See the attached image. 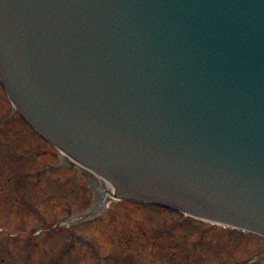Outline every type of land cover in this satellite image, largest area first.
Here are the masks:
<instances>
[{
	"label": "water",
	"instance_id": "obj_1",
	"mask_svg": "<svg viewBox=\"0 0 264 264\" xmlns=\"http://www.w3.org/2000/svg\"><path fill=\"white\" fill-rule=\"evenodd\" d=\"M0 67L118 195L264 235V0H0Z\"/></svg>",
	"mask_w": 264,
	"mask_h": 264
},
{
	"label": "rangeland",
	"instance_id": "obj_2",
	"mask_svg": "<svg viewBox=\"0 0 264 264\" xmlns=\"http://www.w3.org/2000/svg\"><path fill=\"white\" fill-rule=\"evenodd\" d=\"M11 114L0 94V264H20L26 255L27 264H150L157 256L165 264H255L264 242L116 201L91 220L46 233L91 207L97 192L65 166L51 168L60 163L52 149Z\"/></svg>",
	"mask_w": 264,
	"mask_h": 264
},
{
	"label": "bare ground",
	"instance_id": "obj_3",
	"mask_svg": "<svg viewBox=\"0 0 264 264\" xmlns=\"http://www.w3.org/2000/svg\"><path fill=\"white\" fill-rule=\"evenodd\" d=\"M102 187L106 190L107 194L108 192L111 193V190L109 189V186L107 183L101 181Z\"/></svg>",
	"mask_w": 264,
	"mask_h": 264
}]
</instances>
